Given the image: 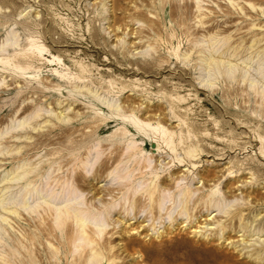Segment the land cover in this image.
<instances>
[{
    "label": "rangeland",
    "instance_id": "rangeland-1",
    "mask_svg": "<svg viewBox=\"0 0 264 264\" xmlns=\"http://www.w3.org/2000/svg\"><path fill=\"white\" fill-rule=\"evenodd\" d=\"M90 263L264 264V0H0V264Z\"/></svg>",
    "mask_w": 264,
    "mask_h": 264
},
{
    "label": "bare ground",
    "instance_id": "bare-ground-1",
    "mask_svg": "<svg viewBox=\"0 0 264 264\" xmlns=\"http://www.w3.org/2000/svg\"><path fill=\"white\" fill-rule=\"evenodd\" d=\"M229 71V70H228ZM229 75V74H228ZM147 126V125H146ZM160 128V127H159ZM157 129H158V127H157ZM156 129V130H157ZM167 142V141H166ZM170 142V141H169ZM168 145H170V144H168ZM167 146V145H166ZM172 149V148H171ZM179 163V162H178ZM27 206V205H26ZM50 207V206H49ZM167 206H166V204L165 203H163V201H161V202H159L158 203V211L159 212H161V211H163V209H165ZM65 209V208H64ZM78 210V209H77ZM66 211H68V208H66ZM83 211V210H82ZM73 212V215H74V218L77 220V222H78V224H79V228L81 229V231H83V228L87 225L86 224V220L84 219V218H82L79 214H78V212L76 211V210H74V211H72ZM183 212V211H182ZM67 213V212H66ZM68 214V213H67ZM84 214V213H83ZM67 217V216H66ZM56 219V218H55ZM89 219V218H88ZM93 220V219H92ZM64 222V221H63ZM96 222H97V220H96ZM73 223V222H72ZM75 223V222H74ZM77 225V224H76ZM95 229H96V231L98 232V233H101V231H102V227L104 226V224L101 222V223H93V225H92ZM77 234V233H76ZM81 234V233H80ZM83 235V234H82ZM84 236V235H83ZM100 236V235H99ZM80 237V236H79ZM86 238H87V235H86ZM93 241V240H92ZM78 242H79V240H78ZM85 242H86V240H85ZM75 243H77V241L75 242ZM89 243V242H88ZM75 245V244H74ZM77 249V248H76ZM80 249V248H79ZM82 249V248H81ZM84 249V248H83ZM83 252V251H82ZM94 256V255H93ZM96 256V255H95ZM96 257H98V256H96ZM96 257H94V260L96 259ZM92 259V258H91ZM93 260V261H94ZM96 261V260H95ZM90 262V261H89ZM99 263V262H98ZM91 264V263H90Z\"/></svg>",
    "mask_w": 264,
    "mask_h": 264
}]
</instances>
